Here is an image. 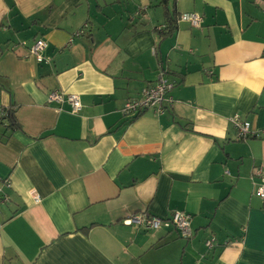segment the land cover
Here are the masks:
<instances>
[{"label": "crops", "instance_id": "1", "mask_svg": "<svg viewBox=\"0 0 264 264\" xmlns=\"http://www.w3.org/2000/svg\"><path fill=\"white\" fill-rule=\"evenodd\" d=\"M263 1L175 0L201 24L160 37V0H0V264H264ZM161 70L164 113L123 115ZM175 210L191 237L123 223Z\"/></svg>", "mask_w": 264, "mask_h": 264}, {"label": "built area", "instance_id": "2", "mask_svg": "<svg viewBox=\"0 0 264 264\" xmlns=\"http://www.w3.org/2000/svg\"><path fill=\"white\" fill-rule=\"evenodd\" d=\"M262 8L264 10V1L262 2ZM147 10V6H139L134 12V17L144 16ZM179 20L187 21L192 26H199L201 24V17L196 12H183L179 16ZM163 26H158L157 29L161 30ZM81 30L77 31L75 35H80ZM72 38L69 39V42ZM23 46L25 42L21 43ZM46 47V42L42 38L35 39L30 45L26 46L28 52L36 58L37 62H48L50 58L44 56L41 51ZM174 86V82L166 78L165 73L161 70L158 73V77L153 84L146 85L140 91V95L135 98L127 99L121 112L125 116H135L139 113L151 111L156 115L164 113L166 106L172 102V98L169 96V92ZM48 100L56 103L67 102L72 112H77L81 108L80 98L75 93H66L61 90H52L48 93ZM238 139L246 138L251 135L250 122L241 119L235 114L231 119ZM254 175L260 177L259 183L254 188V194L261 200H264V176L261 174V167L254 169ZM34 200H38V195L33 192ZM191 216L183 211L175 210L171 212L168 217L154 216L147 213H136L126 217L123 223L127 225H133L141 227L145 230H160L174 228L178 233L184 237L189 238L192 235L190 229ZM215 238L211 236L205 241V245L211 248L214 244Z\"/></svg>", "mask_w": 264, "mask_h": 264}, {"label": "trees", "instance_id": "3", "mask_svg": "<svg viewBox=\"0 0 264 264\" xmlns=\"http://www.w3.org/2000/svg\"><path fill=\"white\" fill-rule=\"evenodd\" d=\"M159 4L163 7V12H164V24L162 29L159 31H160V37H164L176 30L177 21L179 20L180 14L177 13L175 9V0H172L171 7L168 6V0H160ZM140 114L142 113L135 115V117ZM2 115H3L2 119L7 121V127H9L10 129H15L19 127L12 107L4 108V111H2Z\"/></svg>", "mask_w": 264, "mask_h": 264}]
</instances>
